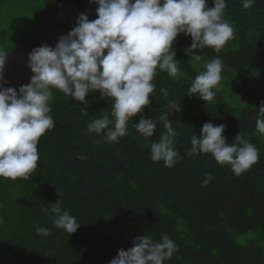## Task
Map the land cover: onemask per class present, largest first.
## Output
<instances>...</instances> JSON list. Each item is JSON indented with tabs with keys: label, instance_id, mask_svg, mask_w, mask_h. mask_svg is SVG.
Segmentation results:
<instances>
[{
	"label": "trees",
	"instance_id": "16d2710c",
	"mask_svg": "<svg viewBox=\"0 0 264 264\" xmlns=\"http://www.w3.org/2000/svg\"><path fill=\"white\" fill-rule=\"evenodd\" d=\"M87 1L95 20L98 5ZM77 19L73 0H0V49L62 31ZM223 19L233 37L219 53L206 46L196 50L199 59H191L185 51L191 36H177L172 49L182 75L171 78L157 68L150 106L128 121L127 134L117 142L84 134L91 120L105 114L113 119L112 102L99 90L84 105L52 89L55 127L39 139L37 168L27 180L0 177V264H108L146 234L155 241L166 234L177 245L164 264H264V135L256 131L264 101V0L248 9L243 0H226ZM217 56L223 68L214 99L188 96L192 80ZM170 100L179 112H169ZM163 113L178 133L179 158L170 168L150 158L162 126L147 139L133 127L141 116ZM206 122L224 124L228 143L242 132L257 147V162L237 176L210 153L188 156L191 136H199ZM206 173L213 179L201 187ZM58 200L81 224L75 233L54 227V216L42 211ZM38 227L51 234L38 235Z\"/></svg>",
	"mask_w": 264,
	"mask_h": 264
},
{
	"label": "clouds",
	"instance_id": "9594fccd",
	"mask_svg": "<svg viewBox=\"0 0 264 264\" xmlns=\"http://www.w3.org/2000/svg\"><path fill=\"white\" fill-rule=\"evenodd\" d=\"M98 5V18L89 20L85 13L79 16L78 26L60 37L53 48L47 44L36 47L28 54V66L34 73L31 82L22 85L19 93L14 87L0 83V177L27 180L35 171L40 159L39 139L55 127L50 101L55 88L77 102L87 105L86 96L97 90L101 98L111 103V117L105 114L87 123L85 135H102L107 142H117L127 134V124L146 106H150L153 83L160 71L171 78L182 75L176 63L173 42L181 33L190 35L192 44L185 49L195 56L197 49L208 46L217 53L233 37V28L223 19L226 0H214V7H207V0H90ZM254 0H243L248 9ZM105 50H107L105 52ZM7 51L0 49V81L7 59ZM223 61L214 57L207 61L204 70L192 80L188 96L195 95L207 103L220 90ZM165 98L166 89L161 88ZM169 112H179L181 107L174 101L168 103ZM82 112L87 114L86 107ZM160 124L164 131L150 145L153 162L163 161L172 167L179 158L175 150L178 135L167 113L155 119L141 116L133 124L145 139L150 138ZM226 126L204 123L199 136L192 135L188 156L211 154L218 164L230 165L239 176L258 160V149L238 133L232 143L223 135ZM256 131L264 135V101L259 107ZM78 159H87L79 155ZM201 187L213 179L210 173ZM59 191V190H58ZM60 197L62 193L59 191ZM42 211L53 215L54 227L69 235L81 224L69 210L62 209L59 200L50 209ZM0 223L3 219L0 218ZM38 235L51 234L46 227L36 229ZM178 250L175 242L166 234L160 241L150 235L138 236L128 250L118 251L108 264H164Z\"/></svg>",
	"mask_w": 264,
	"mask_h": 264
},
{
	"label": "water",
	"instance_id": "95a60500",
	"mask_svg": "<svg viewBox=\"0 0 264 264\" xmlns=\"http://www.w3.org/2000/svg\"><path fill=\"white\" fill-rule=\"evenodd\" d=\"M73 2L76 5L78 11V19L73 25L50 35L24 41L16 45L11 50L7 51V59L3 70L4 78L2 81H0L4 87H14L17 90V93H19L20 87L22 85L29 84L31 78L34 75L28 66V54L32 51V49L45 44L54 48L61 36L67 35L70 31L78 26L79 16L81 13H85L89 17L90 21L94 20L93 9L87 0H73Z\"/></svg>",
	"mask_w": 264,
	"mask_h": 264
}]
</instances>
